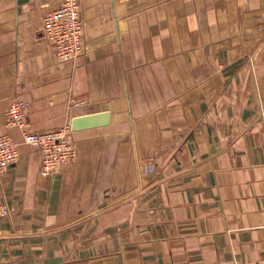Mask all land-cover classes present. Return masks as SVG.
Wrapping results in <instances>:
<instances>
[{
	"label": "crops",
	"instance_id": "crops-1",
	"mask_svg": "<svg viewBox=\"0 0 264 264\" xmlns=\"http://www.w3.org/2000/svg\"><path fill=\"white\" fill-rule=\"evenodd\" d=\"M62 0H0V264H264V0H77L83 52L58 63L41 19ZM72 133L48 177L5 127ZM155 171L142 176V165Z\"/></svg>",
	"mask_w": 264,
	"mask_h": 264
},
{
	"label": "built area",
	"instance_id": "built-area-1",
	"mask_svg": "<svg viewBox=\"0 0 264 264\" xmlns=\"http://www.w3.org/2000/svg\"><path fill=\"white\" fill-rule=\"evenodd\" d=\"M80 7L77 0H62L41 19V30L46 43L50 46L54 60L58 63H74L83 52L84 26L80 19ZM28 103L12 99L5 112V127L17 129L25 145L38 150L40 155L39 173L48 177L58 169L71 165L76 160L70 125L58 130L40 134L26 131ZM20 153L18 145L6 134L0 133V171L13 167ZM155 171L153 163L140 167L142 176ZM9 212L0 206V216Z\"/></svg>",
	"mask_w": 264,
	"mask_h": 264
},
{
	"label": "water",
	"instance_id": "water-1",
	"mask_svg": "<svg viewBox=\"0 0 264 264\" xmlns=\"http://www.w3.org/2000/svg\"><path fill=\"white\" fill-rule=\"evenodd\" d=\"M108 124V114H96L73 119L70 123L71 131L102 127Z\"/></svg>",
	"mask_w": 264,
	"mask_h": 264
}]
</instances>
